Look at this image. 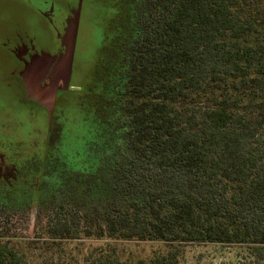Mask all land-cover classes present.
Returning <instances> with one entry per match:
<instances>
[{
  "label": "trees",
  "instance_id": "trees-1",
  "mask_svg": "<svg viewBox=\"0 0 264 264\" xmlns=\"http://www.w3.org/2000/svg\"><path fill=\"white\" fill-rule=\"evenodd\" d=\"M117 15L93 81L72 84L94 98L83 162L59 154L56 131L19 163L30 178L2 191L0 264H30L2 232L35 205L66 239L165 244L139 264H180L193 243L241 245L243 264H264V0H121ZM76 264L127 263L108 242Z\"/></svg>",
  "mask_w": 264,
  "mask_h": 264
},
{
  "label": "rangeland",
  "instance_id": "rangeland-1",
  "mask_svg": "<svg viewBox=\"0 0 264 264\" xmlns=\"http://www.w3.org/2000/svg\"><path fill=\"white\" fill-rule=\"evenodd\" d=\"M37 3L42 10L48 3L56 7L55 15H50L51 21H47L38 14H25L21 10L14 9L13 5L6 12L0 10V155L3 153L18 163L28 158L38 157L44 153V143L48 134L47 112L49 103L45 99L37 97L29 92L33 102H23L20 95L16 93L15 86L8 78L15 73L12 62L6 58V52L12 53L8 37L14 36L12 42L21 38V33L26 29L22 23L27 17L37 20L38 24L60 34L63 49V41L66 39L71 23L77 20L80 0H29ZM0 9H4L7 0H0ZM121 0H83L80 11L79 28L77 38L74 41L72 84L81 82L89 85L94 79L93 70L101 57V51L106 47L105 34L110 35L112 24L117 18V11ZM18 31V33H16ZM46 39L45 41H47ZM10 44V45H9ZM66 44V43H65ZM33 48V47H30ZM29 48V49H30ZM45 55L57 56L59 52L52 47H41ZM82 87L76 93L73 88L70 105L60 106V117L57 120L59 154H65L70 165L75 168L81 166L80 148L82 139L80 130L83 128L84 109L93 106L94 98ZM80 97V98H78ZM64 93H59L58 101L64 103ZM33 103V104H32ZM41 108L38 115H32L31 109L34 104ZM24 108L23 122L16 120L21 116ZM7 123L10 127L6 130L3 125ZM18 127L17 129H15ZM11 134L9 141L4 135ZM54 133V132H53ZM3 134V135H2ZM45 136V137H44ZM11 139V140H10ZM60 139V140H59ZM83 162V161H82ZM42 172L35 174L31 183L32 188L40 186ZM5 226V225H3ZM3 234L18 237L26 249L30 264H76L83 256L95 247H103L108 242L112 243L118 254L123 257L127 264H139V260H148L154 252L163 251L166 246L162 242L151 241H129L118 242L98 240L85 237L80 232L75 238L66 239L57 233H51L46 220L39 218L37 206H33L30 212L21 217L13 216L12 221L6 224ZM9 231H7L6 230ZM57 234V235H56ZM180 264H243L248 262L246 247L241 245L221 246L216 244L193 243L184 245L181 249Z\"/></svg>",
  "mask_w": 264,
  "mask_h": 264
},
{
  "label": "flooded vegetation",
  "instance_id": "flooded-vegetation-1",
  "mask_svg": "<svg viewBox=\"0 0 264 264\" xmlns=\"http://www.w3.org/2000/svg\"><path fill=\"white\" fill-rule=\"evenodd\" d=\"M79 2V0H78ZM1 4V3H0ZM47 7L45 10H42L40 6L37 3H34L33 1L29 0H7V3H5L4 9H0L1 12H6L8 7L11 8L10 5H13L14 9L17 8V10H21V12H24L25 14H38L41 18L44 17L47 21H51L50 15H55V12H57L56 7L53 5H50L48 3H44ZM26 29L21 33V38L18 40L16 39L15 42L12 37H8L10 41V48L12 50V53L6 52V58L9 59L12 62V69H15V73L12 71V75L8 78L11 80V84H13L15 87V90L18 88L21 91V97L23 102L28 103L33 102V98H30L29 92H32L30 90V87L28 83L25 80V72L27 69V66L30 64L31 60L34 59L36 56H42L44 54V51H41V47H52L53 49L57 50L58 55L65 54L67 45L66 39L69 36V32L66 36V39L63 41V49H59L61 46V40L59 37L61 36L57 32L55 33L53 30H47V28L41 26L38 24L37 20L26 18L22 22ZM71 27V26H70ZM79 28V26H78ZM18 33V31H16ZM78 34V32H77ZM61 38V37H60ZM77 38V37H76ZM48 39L47 41H45ZM73 41V40H71ZM33 47V48H30ZM30 48V49H29ZM73 73V72H72ZM72 80H71V86L70 90H73ZM66 92V91H59L56 98L55 106L52 107L50 104L48 106V134L46 136V139L43 141L44 143V150H48L49 141L51 138L52 132H58V129L56 127L57 120L59 116H54L55 110L57 109V102L59 93ZM33 93V92H32ZM33 104V103H32ZM66 106V105H65ZM23 109V108H22ZM52 110V114H51ZM21 116H24L23 113L20 114ZM24 122V121H23ZM3 127L6 128L10 127L7 123L3 125ZM16 127L15 129H17ZM8 130V128H7ZM9 131V130H8ZM4 135L5 138L8 139L11 138V134ZM3 135V134H2ZM13 138V137H12ZM11 138V139H12ZM10 139V140H11ZM60 140V139H59ZM1 154V153H0ZM29 171H32L31 169ZM30 177L27 178L23 177L22 171H19V163L15 161L14 157L10 158L8 155L3 153V157L0 155V203L2 202V191L4 192V195L7 196L8 191H12V189L20 188V185L23 184V182L28 181ZM41 184V183H40ZM5 197V196H4Z\"/></svg>",
  "mask_w": 264,
  "mask_h": 264
},
{
  "label": "water",
  "instance_id": "water-1",
  "mask_svg": "<svg viewBox=\"0 0 264 264\" xmlns=\"http://www.w3.org/2000/svg\"><path fill=\"white\" fill-rule=\"evenodd\" d=\"M82 1L80 0L76 13L77 20L71 23L69 36L66 39L67 48L65 54L36 56L31 60L24 74L25 80L33 94L45 99L52 107L55 106L58 92L68 91L71 86L74 41L78 32Z\"/></svg>",
  "mask_w": 264,
  "mask_h": 264
}]
</instances>
